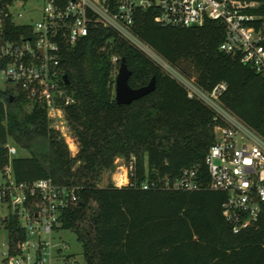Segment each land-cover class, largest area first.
<instances>
[{
  "label": "trees",
  "instance_id": "1",
  "mask_svg": "<svg viewBox=\"0 0 264 264\" xmlns=\"http://www.w3.org/2000/svg\"><path fill=\"white\" fill-rule=\"evenodd\" d=\"M14 1L0 0V10ZM154 16L151 10L136 13L138 38L201 88L225 82L223 106L264 135V76L219 49L223 26L214 21L161 26ZM8 30L18 36L27 29L11 25ZM109 37L114 43L101 50ZM113 54L125 58L131 87L154 77L155 89L118 104ZM62 65L69 80L65 87L75 99L66 118L78 152L72 156L41 104L19 89L0 88V162L8 163L13 141L28 153L11 157L17 181L51 178L75 188L77 200L61 213L58 229L76 235L85 264H264V213L257 227L234 233L221 211L226 193L207 187L205 155L221 123L210 107L189 98L158 62L110 30H92L63 54ZM117 158L134 159L130 185H102ZM189 168L197 169L200 189L159 187L161 178H176ZM145 181L157 186L143 189ZM15 228L14 219L8 223L12 242Z\"/></svg>",
  "mask_w": 264,
  "mask_h": 264
},
{
  "label": "built area",
  "instance_id": "2",
  "mask_svg": "<svg viewBox=\"0 0 264 264\" xmlns=\"http://www.w3.org/2000/svg\"><path fill=\"white\" fill-rule=\"evenodd\" d=\"M12 4L0 10V61L5 65L0 72L31 102L46 109L51 127L72 152V145L75 154L79 148L72 139L66 107L75 99L65 87L62 56L92 30H110L158 62L184 86L189 98L201 100L214 111V119L221 123L214 127L215 141L205 155L207 187L226 193L221 211L234 233L258 226L264 213V135L223 106L225 82L211 90L201 88L145 45L136 35L134 23L139 10L154 12V20L161 26L188 28L217 22L224 28L219 49L264 76V0H44L41 18L35 24L18 22L16 17L23 14L14 13ZM11 25L27 30L14 36L8 32ZM113 43V37L106 38L100 49ZM110 60L116 66V76L121 59L113 54ZM8 154V163L0 162V231L4 232L0 264H82L64 251L68 245L57 236L61 213L77 200L75 188L51 178L17 181L11 166L17 149L9 144ZM133 164L131 159L116 165L121 172L114 185H130ZM150 186L157 184L142 183L143 189ZM159 187L192 191L200 189L201 183L197 169L189 168L176 178H161ZM14 219L17 240L12 242L8 223Z\"/></svg>",
  "mask_w": 264,
  "mask_h": 264
},
{
  "label": "rangeland",
  "instance_id": "3",
  "mask_svg": "<svg viewBox=\"0 0 264 264\" xmlns=\"http://www.w3.org/2000/svg\"><path fill=\"white\" fill-rule=\"evenodd\" d=\"M44 5V0H15L12 4V11L14 13L21 12L23 15L21 17H16V20L18 22H30L32 24H35L40 18L42 13V8ZM0 88L2 89H11L14 92L18 90L17 86L7 80L1 72H0ZM27 109H30V106H27ZM75 140V138H72ZM65 140V139H64ZM76 142V140L74 141ZM10 145L14 146L17 149V155H27L28 153L25 150H21L18 145H16L13 141L9 142ZM77 144V142H76ZM79 148V147H78ZM73 152L70 150L72 156L75 154V147L72 145ZM124 163V159L119 158L116 165H122ZM121 172L120 169L114 168V170L111 173H106L103 177V180L101 182L102 185H106L108 182H114V178L119 176V173ZM4 232L0 231V238L3 236ZM59 240L62 241L63 244H67L68 247L64 249L66 253L73 254L82 264L84 263L83 255H82V245L77 240L76 235L66 229H60L58 235Z\"/></svg>",
  "mask_w": 264,
  "mask_h": 264
},
{
  "label": "water",
  "instance_id": "4",
  "mask_svg": "<svg viewBox=\"0 0 264 264\" xmlns=\"http://www.w3.org/2000/svg\"><path fill=\"white\" fill-rule=\"evenodd\" d=\"M131 75V70L128 68L125 58H121L118 72L115 77L114 92L115 100L118 104H129L134 100H137L155 89V78L153 77L148 84L133 88L129 85V77ZM64 81L68 83L67 74L63 76ZM12 99V96H11Z\"/></svg>",
  "mask_w": 264,
  "mask_h": 264
},
{
  "label": "bare ground",
  "instance_id": "5",
  "mask_svg": "<svg viewBox=\"0 0 264 264\" xmlns=\"http://www.w3.org/2000/svg\"><path fill=\"white\" fill-rule=\"evenodd\" d=\"M74 150V149H73Z\"/></svg>",
  "mask_w": 264,
  "mask_h": 264
}]
</instances>
